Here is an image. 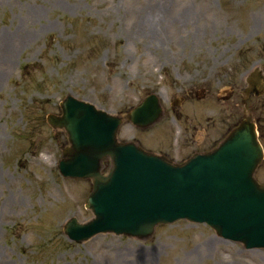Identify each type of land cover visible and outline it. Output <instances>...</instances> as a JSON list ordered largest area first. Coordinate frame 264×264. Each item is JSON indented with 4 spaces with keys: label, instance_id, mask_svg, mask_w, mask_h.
<instances>
[{
    "label": "rangeland",
    "instance_id": "rangeland-1",
    "mask_svg": "<svg viewBox=\"0 0 264 264\" xmlns=\"http://www.w3.org/2000/svg\"><path fill=\"white\" fill-rule=\"evenodd\" d=\"M254 68L264 71V0H0V264H264V248L186 219L145 239L71 240L66 220L94 216L93 182L60 174L68 136L46 119L72 94L124 115L120 140L182 162L243 117ZM151 92L165 113L137 127L126 114ZM247 109L264 146V94ZM255 175L264 182V159Z\"/></svg>",
    "mask_w": 264,
    "mask_h": 264
},
{
    "label": "water",
    "instance_id": "water-1",
    "mask_svg": "<svg viewBox=\"0 0 264 264\" xmlns=\"http://www.w3.org/2000/svg\"><path fill=\"white\" fill-rule=\"evenodd\" d=\"M248 81V95L253 87L263 91L258 69ZM62 107V115H48L53 127L66 129L71 143L60 171L68 177H91L94 183L87 206L95 217L86 223L71 218L65 231L72 239L82 241L102 231L147 238L158 223L187 218L206 222L219 235L247 247H264V184L254 177L264 152L252 114H245L215 148L178 164L133 142H118L121 116L71 95ZM161 114L159 98L151 94L128 117L146 127ZM106 156L113 161L107 175L101 172Z\"/></svg>",
    "mask_w": 264,
    "mask_h": 264
},
{
    "label": "bare ground",
    "instance_id": "bare-ground-1",
    "mask_svg": "<svg viewBox=\"0 0 264 264\" xmlns=\"http://www.w3.org/2000/svg\"><path fill=\"white\" fill-rule=\"evenodd\" d=\"M146 20H148L149 22H150L151 20H154V15H153L151 12H149V14H147V15H144V16L142 17V22H143V24H144V22H145Z\"/></svg>",
    "mask_w": 264,
    "mask_h": 264
}]
</instances>
